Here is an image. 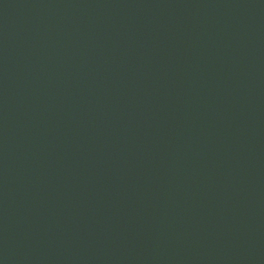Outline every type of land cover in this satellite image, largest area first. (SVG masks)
Listing matches in <instances>:
<instances>
[{
  "label": "water",
  "instance_id": "95a60500",
  "mask_svg": "<svg viewBox=\"0 0 264 264\" xmlns=\"http://www.w3.org/2000/svg\"><path fill=\"white\" fill-rule=\"evenodd\" d=\"M0 264H264V0H0Z\"/></svg>",
  "mask_w": 264,
  "mask_h": 264
}]
</instances>
